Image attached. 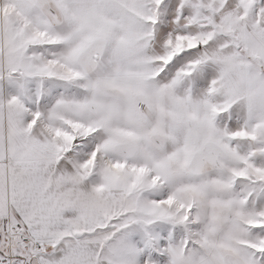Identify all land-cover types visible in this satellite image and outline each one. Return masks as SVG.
Segmentation results:
<instances>
[{
	"label": "snow or ice",
	"instance_id": "obj_1",
	"mask_svg": "<svg viewBox=\"0 0 264 264\" xmlns=\"http://www.w3.org/2000/svg\"><path fill=\"white\" fill-rule=\"evenodd\" d=\"M0 264H264V0H0Z\"/></svg>",
	"mask_w": 264,
	"mask_h": 264
}]
</instances>
